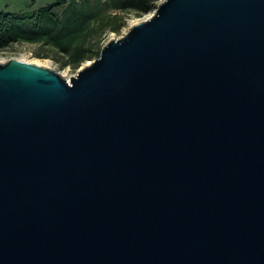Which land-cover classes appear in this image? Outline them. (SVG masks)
Wrapping results in <instances>:
<instances>
[{"label": "water", "instance_id": "95a60500", "mask_svg": "<svg viewBox=\"0 0 264 264\" xmlns=\"http://www.w3.org/2000/svg\"><path fill=\"white\" fill-rule=\"evenodd\" d=\"M0 264H264V0H161L71 82L0 63Z\"/></svg>", "mask_w": 264, "mask_h": 264}, {"label": "trees", "instance_id": "16d2710c", "mask_svg": "<svg viewBox=\"0 0 264 264\" xmlns=\"http://www.w3.org/2000/svg\"><path fill=\"white\" fill-rule=\"evenodd\" d=\"M161 0H57L31 14L0 13V50L31 44L55 50L62 60L39 53L62 65L80 66L101 55L106 33H120L128 18L157 9ZM65 6L63 10H57Z\"/></svg>", "mask_w": 264, "mask_h": 264}, {"label": "rangeland", "instance_id": "374dc122", "mask_svg": "<svg viewBox=\"0 0 264 264\" xmlns=\"http://www.w3.org/2000/svg\"><path fill=\"white\" fill-rule=\"evenodd\" d=\"M67 1V0H66ZM57 0H0V13H15L19 15L31 14L47 5L55 4ZM65 6L59 7L57 10H63ZM155 10L147 13L136 15L132 14L128 18L127 27L123 28L120 33H106L101 43V50L103 47L113 39H120L127 34L134 24L148 20ZM48 54L53 58L62 60L63 56L55 50L47 47H39L38 45L31 44H16L8 49L0 50V63H7L11 59H19L43 67L51 68L61 74L64 78L71 82V79L77 76L82 68L93 62L94 60H87L78 67L73 65L64 66L62 62H56L53 59L38 58L37 54ZM98 59V58H96Z\"/></svg>", "mask_w": 264, "mask_h": 264}]
</instances>
